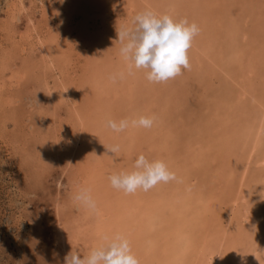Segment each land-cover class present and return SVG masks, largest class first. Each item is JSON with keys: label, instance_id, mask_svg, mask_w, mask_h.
<instances>
[{"label": "rangeland", "instance_id": "obj_1", "mask_svg": "<svg viewBox=\"0 0 264 264\" xmlns=\"http://www.w3.org/2000/svg\"><path fill=\"white\" fill-rule=\"evenodd\" d=\"M130 2L0 0V264H65L72 250L90 253L89 226L107 204L92 211L74 197L92 131L142 112L155 117L151 128L113 135L123 142H113L124 156L118 171L143 153L177 179L104 200L114 201L111 216L140 264H204L218 241L212 216L236 224L225 246L235 243L238 263L264 264V0ZM145 9L200 28L190 69L166 83L148 82L144 70L127 75L119 52L117 31ZM108 171L97 174L114 194Z\"/></svg>", "mask_w": 264, "mask_h": 264}, {"label": "clouds", "instance_id": "obj_2", "mask_svg": "<svg viewBox=\"0 0 264 264\" xmlns=\"http://www.w3.org/2000/svg\"><path fill=\"white\" fill-rule=\"evenodd\" d=\"M63 3V0H61ZM132 26L122 27L117 31L121 44L120 55L125 61L127 75H134L136 70H144L148 82L161 84L183 74L190 64V49L200 28L187 18L174 19L169 14H158L152 9L137 13L132 19ZM125 73L110 77L114 82L123 78ZM155 117L140 116L119 121L109 119L106 126L113 132L120 133L131 127L151 128ZM106 149L118 156L120 145ZM112 188L126 195L137 191L147 192L161 183L177 179L163 160H150L141 153L134 161L131 171H121L108 177ZM85 207L96 211L97 205L90 190L81 189L74 197ZM105 243L93 248L87 256L81 257L77 251H70L65 256V264H140L134 254L130 240L123 234L104 235Z\"/></svg>", "mask_w": 264, "mask_h": 264}, {"label": "bare ground", "instance_id": "obj_3", "mask_svg": "<svg viewBox=\"0 0 264 264\" xmlns=\"http://www.w3.org/2000/svg\"><path fill=\"white\" fill-rule=\"evenodd\" d=\"M133 4H134V0H131L130 5L135 7V5H133ZM140 110L142 111L143 109H140ZM140 110L138 109L137 112H139ZM80 112H78V111L76 112V114H78L77 117H76V119L79 122H81L82 124H84L87 116L85 115V113H80ZM133 113H136V112L133 111ZM142 113H138V115H136L135 119L139 118V115L140 116H143ZM148 114L145 115V113H144V116H148ZM132 119L133 118H131V120ZM105 123H104V125H106ZM260 127L261 126L258 127L257 134L261 130ZM80 128H81L80 132L85 131L82 127H80ZM107 128L108 127H106V129ZM131 128H132V130L130 132L129 131L128 132L130 133V136L131 137H134L135 131H136V129H138V127H130V129ZM253 128H255V127H253ZM101 129L102 128H99V126H96L95 129L92 131V139H93L92 141L95 142V145L90 144L91 142L89 143V142L86 141L87 145H93V146H91L92 148L90 149L89 155L83 159V161H82L83 164L80 165V168L84 170L83 172L86 175V176H82L81 189H88V190H90V194H91L92 198L95 200L97 206H100L101 205L100 207H103L102 206L103 204H107L108 205V206L106 205L104 208H102L104 210H102L101 212H98V214L96 216V219H98V220H97V222L95 221L96 222V225L89 226V230H88L90 232L89 233V238L91 237L92 240H89L88 242L92 243V245H91L92 246V249L93 248H96V247H99V246H101V245H103L105 243V241L102 239V236H104V235L112 236V235H114L116 233H119V234H127L126 231H123L122 223H120V221H119L120 217L118 218V220H116L115 218H117L118 216L117 217L111 216V215H114V213H115V209H114L115 207H111L112 205H114V201H109L112 198H119V199L121 198V200H122V193L120 191H118V190H116L114 192V194H113V191L110 192V193H107L106 191L108 189H106L105 185H103V184L100 183L101 176H98V174L99 175H103L104 170L106 171L107 168L109 169V171L112 170L113 171V174L114 173L121 172V171H118L117 168H118V164L120 163V161L121 160H124V156H121V159L118 160L119 157L118 156H115L114 157V154L110 153L106 149V147L113 145V142H117L118 144H122L123 142L120 139H118L117 136H119V135H116L117 140H115V138H114L115 132H111L112 130H110L109 128H108L109 131H105V130H101ZM97 133L99 134L98 136H96ZM100 133H102V134L104 133L102 138H101V135L102 134H100ZM87 137H88V135H87ZM238 140H239V137H238ZM244 140L247 141L246 138H241L239 141L241 143L245 144L246 142ZM248 140H249V138H248ZM250 141H252V144H253L252 145L253 146V151L258 146H260V144H261L260 143L261 140L258 137L257 138H254L253 140L250 139ZM120 147H122V145ZM250 154L252 155V157H254V153L253 152L250 153ZM93 160H95V161L93 162ZM84 164H85V166H83ZM100 169H103V170H100ZM109 171H108V173H109ZM245 178H246V174L244 176V179ZM97 188H98V190H97ZM101 190H104L105 191V194H103V192ZM103 195L105 197H103ZM114 195H116V197H114ZM106 199H109L107 201V203L104 201ZM101 203H103V204H101ZM127 207L128 206L123 207V210H126ZM130 207H131L132 210H136L134 205H131ZM88 210H90V209H88ZM117 210H119V209H117ZM120 211H122V210H120ZM189 215H190V213H189ZM235 218L236 217H234V220H235ZM222 220L223 219H222L221 216H212V221H213L212 224L215 226L213 230H214V234L218 233V241H217V246H212L211 248H209V251H207V253L205 255V258H199V260L202 261V262H204V264H240V263H238V259L236 257V252H233L232 253V250H234V249L237 248V247H235V243L234 242H231L229 246H227V247L225 246L226 244H229L228 241L231 238V233L234 232V227H237V226H236V224L234 225L232 221H229L225 226H223L222 225ZM148 221H149V219H148ZM147 224H149V223H147ZM178 225H179V223H178ZM222 229H224V231H226V232L225 233L224 232L223 233L222 232H219V231H222ZM134 233H135V231L132 232V234H134ZM131 235L129 237H132ZM137 235H138V233L136 234V236ZM134 236H135V234H134ZM165 239L167 240V237ZM232 239H233V237H232ZM148 242H150V241H148ZM191 248L193 249V246H191ZM158 251L159 250L155 251V253L158 254ZM193 253L191 252V254H193ZM254 263H256V262H254Z\"/></svg>", "mask_w": 264, "mask_h": 264}]
</instances>
